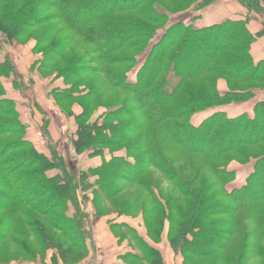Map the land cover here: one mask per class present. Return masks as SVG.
I'll return each mask as SVG.
<instances>
[{
    "label": "trees",
    "instance_id": "trees-1",
    "mask_svg": "<svg viewBox=\"0 0 264 264\" xmlns=\"http://www.w3.org/2000/svg\"><path fill=\"white\" fill-rule=\"evenodd\" d=\"M217 1L0 0V52L5 43L22 44L23 37L30 36L38 43L37 53L56 62L73 39L62 34L65 30L81 48L88 46L77 60L72 54L62 58L67 67L56 69L57 77L65 78L69 87L57 99L65 106L82 107L79 114L64 111L77 126L75 153L91 151L92 157L104 158L100 167L77 176L53 147L49 146L50 158L27 139L26 125L5 82L16 92L25 84L10 55L0 53V264L37 262L50 250L56 251L53 264L86 259L93 236L83 202L91 190L93 204L102 199L119 215L133 217L127 214L142 210L143 236L127 224L112 225L115 234L117 228L133 232L144 249L142 254L134 248L124 254L125 264H165L157 245L164 241L167 223L168 244L187 264L203 258L215 259L214 264H248L251 248L264 260V101L256 104L253 114L229 118L215 113L198 127L190 122L197 112L247 103L255 96L253 90L264 91V62L256 64L251 55L264 30L252 34L249 17L204 28L180 23L151 47L171 15L202 10ZM238 2L249 15L264 13V0ZM50 20L54 24L45 33H33ZM57 31L68 39L60 40ZM51 36L56 40L42 48ZM146 53L133 82L129 75ZM190 58L194 64L187 61ZM185 60L187 68H180ZM223 79L229 85L225 95L218 91ZM105 90H119L120 98L90 121L97 109L93 103L105 99ZM122 150L134 163L116 156ZM106 153L113 155L110 160ZM252 160L254 172L246 186L229 192L227 186L236 179L229 165ZM53 170L58 174L50 177ZM120 182L145 188L152 208H143L138 197H132L135 202L115 200L122 190ZM165 183L172 185L171 192ZM97 216L105 217L99 211ZM125 238L119 237V242Z\"/></svg>",
    "mask_w": 264,
    "mask_h": 264
},
{
    "label": "rangeland",
    "instance_id": "rangeland-1",
    "mask_svg": "<svg viewBox=\"0 0 264 264\" xmlns=\"http://www.w3.org/2000/svg\"><path fill=\"white\" fill-rule=\"evenodd\" d=\"M238 2V0H236ZM218 2V1H217ZM239 3V2H238ZM240 4V3H239ZM190 1H188V4L186 5L189 6ZM241 5V4H240ZM264 7V4H263ZM207 8V7H206ZM191 8L190 10H192ZM205 9V8H204ZM190 10H187L188 12ZM200 10V9H199ZM203 10V9H202ZM75 11V10H74ZM178 10L172 8V12H176ZM186 11V12H187ZM182 13L185 12H178L174 15H171L169 18V22L167 23V26L164 29H160L157 31L155 37L153 38L151 42V47H153L155 44H157L161 38L164 36L166 30L171 28L175 24H180V23H175L172 24V19L176 17L177 20H182L183 15ZM178 15V16H177ZM254 15V16H259L262 21H264V13L263 14H257V13H252L249 15V18ZM84 16V14H83ZM171 20V21H170ZM251 20V19H250ZM53 20L48 21L46 24H43L39 30L41 31H35V35H41L45 33L51 26L54 24ZM182 23V22H181ZM185 24V23H184ZM189 24V23H187ZM195 25L194 23H192ZM196 26V25H195ZM249 29V26H248ZM264 29V26H263ZM59 35V37L62 34H68L70 37H73V39L70 40V43L66 46V52L67 56L73 55L74 60H77V58L80 55L85 54L86 49H88V46L86 45L85 48H81L79 45V42L76 41L73 36L72 32H69L68 30H65L62 34H60L59 31L55 32ZM260 33V32H259ZM258 34V33H257ZM0 37H2L0 35ZM62 37V36H61ZM60 40H67L68 38H61ZM54 39L51 36V40L48 41V43L40 45L42 48L48 47L51 42H54ZM258 40V39H257ZM256 40V41H257ZM22 44L13 41V43L7 42L5 43V46H3L1 50V57L3 55H10L11 60L14 62L17 72L19 76L22 78V82L25 84V87L23 89H19L14 91L12 88L11 82L6 81V85L8 86V95L10 99H13L18 107L19 112L21 113L22 116V124L26 125L27 128V139L32 141L40 151L48 154L51 158V152L49 150V146L53 147L54 150L57 151V153L63 158V160L66 162V166L70 168L73 174H76L77 176L80 175V173H87L89 169L91 168H97L99 165L103 164L104 158L103 156L99 157H92L91 151H87L82 155H77L74 151L72 141L75 137V133L77 130V126L75 123V119L71 118L69 116H66L65 112H74L75 114H79V111H82V107L79 104H74L73 106H65L63 102H60L57 99V94L64 91L69 87L67 86L66 79L63 77H57V71L56 69L59 68H66L67 65H64L62 62L65 60V55H60L57 58L58 59L56 62H51L50 59H47L46 56H44L43 53H37L38 48L37 47V41L36 39L31 38L30 36L23 37ZM45 46V47H44ZM69 46V48H68ZM41 47L40 50L42 49ZM36 48V49H35ZM68 48V49H67ZM252 48V47H251ZM252 55V54H251ZM146 54H143L142 56L139 57V67L138 69H135L130 75L129 79L133 82L136 81L137 77V72L139 68L144 64L146 60ZM46 57V58H45ZM253 57V56H252ZM63 58V60H62ZM46 63H45V61ZM73 60V61H74ZM192 62V58L187 59V61ZM186 60L182 61L179 64L180 68H187L188 62ZM45 63L46 67L44 69H40L41 65ZM194 64V62H192ZM41 70V71H40ZM225 84L227 88V92H229V85L228 82L223 79L221 80ZM220 82V81H219ZM243 87V86H242ZM246 87V86H244ZM84 89V88H83ZM111 91V90H110ZM218 91L221 94L219 90V83H218ZM256 90H253V93H255ZM85 93V91H84ZM105 99L98 100L96 103H93V107H96V112L91 116L90 121H95L98 117L102 115V113H105V111H109L108 109H105V105L112 104L114 105V100H116L120 96V91L119 90H113L109 94L105 90ZM260 93V91H258ZM120 98V97H119ZM118 98V99H119ZM255 98V97H254ZM253 98V99H254ZM252 99V100H253ZM59 102H58V101ZM113 100V101H109ZM90 100H88L89 102ZM251 101V100H250ZM249 101V102H250ZM230 105L234 104H229V105H221L217 107H213L204 111H200L195 113L191 117V124L193 126H200L206 119L214 115L215 113H224L221 112L222 107L228 108ZM111 106V107H112ZM256 106V105H255ZM254 106V108H255ZM218 108V109H217ZM230 114L229 110H224ZM107 113V112H106ZM254 113V109H253ZM252 113V114H253ZM227 115V114H226ZM233 115V113H232ZM228 116V115H227ZM229 117V116H228ZM233 118V117H229ZM44 129H47V135L44 131ZM117 157H122L127 159L130 163H134V160L132 158H127V151L122 150L120 152L115 153ZM106 156L110 159L113 155H110L106 153ZM255 160H252L250 163L243 165L238 162H234L231 165H229L228 169L229 171H232L236 174V179L230 183L227 186V190L229 192H232L234 189L235 190H240L243 187L246 186V181L247 179L253 174L254 172V167H255ZM153 172V170H152ZM151 172V173H152ZM58 174L56 170L50 171L48 175L50 177ZM130 174H128L129 176ZM209 176V174H208ZM261 180H264V175L263 177L261 176ZM122 186V190H120L116 195H115V200L117 201H131L135 202V199L132 197H138L140 201H144L143 203V208L149 209L152 208V203L150 201L149 195L146 193V189L143 188L142 186H139L137 184H131L128 186H125L123 182H120ZM165 185V186H164ZM163 186L164 188H168V190L171 192L172 185L169 183H165ZM156 194L157 196L162 199L164 202L165 200L163 199L164 196L162 193L160 194V189L156 188ZM177 195L183 196V193L181 194L180 192L176 193ZM208 195L211 193L207 192ZM88 196L85 198L83 205L84 209L86 212L89 213L90 218H89V229L92 231H99L97 238L94 237V242L97 240L98 242L93 245L94 242H92L91 246L92 248L97 247L100 244V246H105V242H107L108 239L112 238V236L115 238L117 241V246L119 247H124L126 248L127 252L133 251L132 248H134L137 252L139 253H144V249L139 243L137 237L134 235L133 232L125 230L124 228H117L115 231L116 234L113 232L112 229V220L111 218L114 217L116 221H121L122 223L127 224L131 228H134L137 230L141 236L144 235L145 233V228H144V223L142 219V210H136L128 213L127 215H131L133 217H128L125 215H119V212L117 213L116 210L114 209L113 206L108 204L107 202H104V200L99 199L100 201L103 202H98L94 203V197L95 195L93 194L92 190L88 191ZM166 195V194H165ZM37 200V199H36ZM137 200V199H136ZM256 198H252L251 201H255ZM102 204V205H101ZM154 209V208H153ZM156 210H160L159 208H155ZM101 212L105 217L102 219V216H97V212ZM74 212V209L71 208V213ZM109 219V220H108ZM168 223L165 226V236H164V241L161 245H157L158 250L161 252L162 257L164 258L165 264H187L185 261V257L181 255V253H177L170 245L168 244L167 241V233H168ZM98 228V229H97ZM100 235V236H99ZM122 236H127L124 240V242L120 243L119 242V237ZM118 237V238H117ZM257 240V239H255ZM33 241H35L33 239ZM258 241V240H257ZM249 242L255 243L253 239L249 238ZM1 243V242H0ZM263 240L260 241V244L262 245ZM10 243L8 242L7 245ZM107 245H109V242H107ZM252 247V246H251ZM116 247L115 252L118 251ZM1 250L4 251V245L0 247V253L2 252ZM250 256H253L248 264H262L263 259H260L256 255H254V248L250 249ZM125 251V250H124ZM94 252V251H93ZM7 254V251H5ZM52 253V255H51ZM101 253V251L99 252ZM56 254V251L50 250L46 253L45 259H41L37 262H31V263H26V262H13L12 264H46V261L48 258H50V264H53L52 257ZM91 254V251H90ZM90 256V255H89ZM89 256L84 259L81 262H78L76 264H89L90 260H87ZM102 255H99L100 257ZM97 257V256H96ZM97 257V258H98ZM43 260V261H42ZM87 260V261H86ZM104 261V260H103ZM105 262V261H104ZM137 261L136 264H148L146 262H140ZM191 264H214L215 259H209L203 258L197 260V262ZM57 264H65L61 259L57 261ZM73 264V263H70ZM189 264V263H188ZM220 264H226V263H220Z\"/></svg>",
    "mask_w": 264,
    "mask_h": 264
},
{
    "label": "crops",
    "instance_id": "crops-1",
    "mask_svg": "<svg viewBox=\"0 0 264 264\" xmlns=\"http://www.w3.org/2000/svg\"><path fill=\"white\" fill-rule=\"evenodd\" d=\"M182 14H184L183 19L177 20L176 17H174L172 21L170 20L172 24L181 23V22L185 24L194 23L198 28H204V27L219 25L226 21H244L249 17L248 10L245 9L242 5H240L236 0H219L218 2L212 4L211 6L203 10H199L198 8H193L189 12L187 11ZM250 19L251 20L249 21L248 26L252 34L256 35L257 33L262 32L264 30L263 29L264 21H262L259 16L256 17L252 15ZM251 54L256 64L260 62H264V37L258 38V40L252 45ZM219 90L221 92V95H225L228 93L225 84L221 80L219 82ZM258 91L260 90H256V92L254 93L255 98L250 102L238 103V104H234V106L230 105L228 108L222 107L219 110H221V112H225L229 117H233V118L246 113L252 114L254 106L257 103L264 101V91H260V93H258ZM224 110H229L230 114ZM80 112L81 111H79V113ZM105 157L107 160H110L107 156ZM100 166L101 165H99L98 167ZM111 220L113 224H121V221L119 222L116 221L114 217H112ZM98 233L100 232L92 231L93 242H94V237L96 236L95 238H97ZM95 242L97 243L98 241L95 240ZM95 242L93 243V245L95 244ZM107 242H109V245H107ZM107 242H105V246H100L99 244L98 248L97 247L92 248L91 246V254L87 259L90 260L89 264H125L122 261V256L127 253L126 248L117 246V241L113 236L112 238L108 239ZM116 247H118L117 252H115ZM100 251L101 253H99ZM99 255L102 256L98 257ZM46 264H50V258L47 259Z\"/></svg>",
    "mask_w": 264,
    "mask_h": 264
}]
</instances>
